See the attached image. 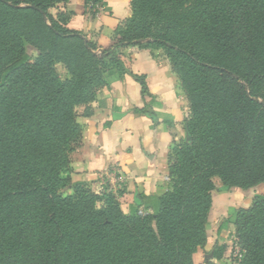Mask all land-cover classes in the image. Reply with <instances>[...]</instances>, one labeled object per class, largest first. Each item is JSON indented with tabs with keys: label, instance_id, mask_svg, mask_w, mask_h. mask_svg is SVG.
Listing matches in <instances>:
<instances>
[{
	"label": "trees",
	"instance_id": "1",
	"mask_svg": "<svg viewBox=\"0 0 264 264\" xmlns=\"http://www.w3.org/2000/svg\"><path fill=\"white\" fill-rule=\"evenodd\" d=\"M69 1L0 0V258L4 264L14 263L12 256L24 264H194L207 244L213 178L225 189L264 183V157L252 161L264 139V104L254 86L258 46L244 24L249 15L255 28L264 24V0H132V15L110 48L70 30L72 12H49ZM26 45L37 49V59ZM132 47L152 56L166 52L191 111L192 140L172 149L170 190L156 216L126 214L123 191L109 184L94 193L70 177L82 140L77 109L90 114L98 91L130 72L119 50ZM228 60L250 66L248 78L226 67ZM133 76L148 95L145 77ZM68 188L73 195L63 194ZM229 221L244 252L239 264H264V196L234 210Z\"/></svg>",
	"mask_w": 264,
	"mask_h": 264
},
{
	"label": "crops",
	"instance_id": "2",
	"mask_svg": "<svg viewBox=\"0 0 264 264\" xmlns=\"http://www.w3.org/2000/svg\"><path fill=\"white\" fill-rule=\"evenodd\" d=\"M104 2V7H92L86 0H71L64 10L73 13L67 25L70 30L108 47L121 21L131 14V0ZM132 49L123 57L130 72L112 77L98 91L90 114L84 106L77 109L82 140L71 155L70 177L74 183H95L106 176L114 191L124 192L120 202L126 214L138 211L156 216L161 198L170 190L172 149L187 141L189 102L169 60L157 61L149 50ZM133 74L145 77L148 95H142ZM256 195L263 193L223 190L216 185L209 213V223L217 226L216 238L221 241L230 231L236 234L229 219L226 224L231 228L222 221L231 210L251 207ZM215 239L207 234L206 246L193 256L194 264L203 263L202 254L212 248Z\"/></svg>",
	"mask_w": 264,
	"mask_h": 264
},
{
	"label": "rangeland",
	"instance_id": "3",
	"mask_svg": "<svg viewBox=\"0 0 264 264\" xmlns=\"http://www.w3.org/2000/svg\"><path fill=\"white\" fill-rule=\"evenodd\" d=\"M132 1V0H131ZM70 3L66 2V3H60L57 4L54 8L50 9L49 12L54 16L57 17L58 13L62 12V13H66L69 14V12L66 10H64L66 8V6ZM130 8H131V3H130ZM132 15V12L130 14V16L128 18H130ZM127 18V19H128ZM253 20H255V18L253 16H248L244 18V24L247 27L252 26V31H253V36L255 39V43L257 44L258 48H257V54H256V62L254 64V67L256 68L255 73H257L258 75V79H256L254 81V86L259 94V96H261V98H258L257 101L261 104H264V101L262 99V97L264 96V24L260 23L258 25L257 28L254 27L253 25ZM114 37V35H113ZM86 38L90 41H92L90 38H88L86 36ZM94 42V41H93ZM143 46H146L145 44H147V41H144ZM110 46H108V48H110ZM134 48V47H132ZM132 48H120L119 52L123 53V55L125 57H127L131 52H133ZM26 49L29 53V55L32 57V59H37L39 57V52L37 51V49L31 45H26ZM153 49V48H151ZM135 50H138L137 52H139L138 47H135ZM154 51V50H153ZM99 53H101V51H99ZM153 58L156 59L157 61L159 60H169L167 57V54L165 51L160 50V51H155V53H153ZM224 65L226 67H228L231 71H233L234 73H238L242 76H247L246 78H248V74H249V70L251 69L250 66H247L244 62L240 61V60H228L226 63H224ZM56 70L58 71V73L61 75L62 78H67L68 77V72L66 70L65 65L63 64H58L56 65ZM249 68V69H248ZM247 71H246V70ZM210 80H208L209 86H211V84L214 82V76L209 78ZM188 100V99H187ZM207 113L209 115L212 114L211 109L208 107L207 109ZM191 116V111L189 109L188 111V117L186 122L188 121V119ZM186 122H185V128L188 134L187 137V141L185 142H189L191 143L192 137L189 134V131L186 127ZM263 147H261L259 150V152H257V154L254 157V162H257L258 164L262 163L263 157H264V139H261ZM213 182L215 184V189H216V185L220 187V189H225V187L222 185L221 180L218 177L213 178ZM87 190L88 191H92L94 193H99L100 191H102L103 189L106 188V186H108L110 184V180L108 177L106 176H102V177H98V180L94 183L91 182H87ZM122 184V183H121ZM237 187H233L230 189H236ZM230 189H225V190H230ZM240 189V188H237ZM244 190V189H243ZM252 191V190H258L260 193H263L264 196V183H259L253 187H251L250 189H247L245 191ZM73 190L71 188H68L66 190L63 191L64 195L67 196H71L73 195ZM237 210V209H236ZM234 210L230 211L229 214V218H226L224 221H222V224L228 228H231L230 226H228V219L231 220L232 217V212ZM220 224V223H219ZM156 224L154 223V226ZM211 223H209V230L207 232L208 236H210L211 238H216V232H217V226H211ZM229 230V229H227ZM209 238V237H208ZM236 239V235H234L231 231L228 232L226 234L225 239L223 240H219L218 238L215 239L212 248L209 250H206L203 254V263L205 261V259L209 260L211 263L214 264H238L236 262V258H235V247H234V242ZM23 257L22 256H17V258H15V256H12V260H14V263H7L6 264H24V261H22ZM6 261V259L0 258V264H4ZM202 263V264H203Z\"/></svg>",
	"mask_w": 264,
	"mask_h": 264
},
{
	"label": "built area",
	"instance_id": "4",
	"mask_svg": "<svg viewBox=\"0 0 264 264\" xmlns=\"http://www.w3.org/2000/svg\"><path fill=\"white\" fill-rule=\"evenodd\" d=\"M139 213L143 215L142 212H139ZM234 247H235L236 262L239 264L242 261V259H243L244 252H243V250L241 249V247L237 243L234 244Z\"/></svg>",
	"mask_w": 264,
	"mask_h": 264
}]
</instances>
